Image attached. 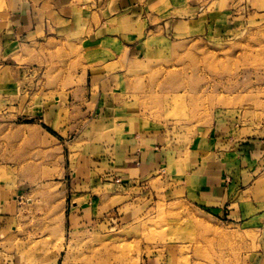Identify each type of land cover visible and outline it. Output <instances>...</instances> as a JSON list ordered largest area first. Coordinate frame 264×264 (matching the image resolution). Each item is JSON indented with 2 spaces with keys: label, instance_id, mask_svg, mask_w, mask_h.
<instances>
[{
  "label": "rangeland",
  "instance_id": "1",
  "mask_svg": "<svg viewBox=\"0 0 264 264\" xmlns=\"http://www.w3.org/2000/svg\"><path fill=\"white\" fill-rule=\"evenodd\" d=\"M10 1L0 0V13ZM183 4L184 33L167 38L150 33L148 52L139 60H128L116 41L82 44L72 35L41 46L0 43V186L13 190L19 201L18 226L0 237V249L19 264L258 260L264 160L232 202L238 208L233 217L183 199L177 179L162 172L96 186L95 224L67 223L66 174L86 165L106 167L102 159L109 149L102 143H113L118 123L142 119L167 128L173 142L186 148L203 147L217 123L234 135L264 132V0ZM101 74L114 81L115 116L102 124L67 107L50 124L47 107L55 96L73 94L77 102ZM203 156L204 162L214 158ZM108 192L113 197L105 199Z\"/></svg>",
  "mask_w": 264,
  "mask_h": 264
},
{
  "label": "crops",
  "instance_id": "2",
  "mask_svg": "<svg viewBox=\"0 0 264 264\" xmlns=\"http://www.w3.org/2000/svg\"><path fill=\"white\" fill-rule=\"evenodd\" d=\"M183 5V0H11L0 13V43L41 46L72 35L78 36L82 44L116 41L128 60H139L148 52L150 33L163 38L184 33ZM175 11L181 14L173 15ZM91 81L89 89L76 96L77 102L71 100L73 94L55 96L47 107L46 119L50 124L67 107L87 113L102 124L115 116L112 77L101 74ZM50 129L56 138L62 139L57 129ZM115 130L113 143H102L109 149L102 159L103 163L107 162L106 167L86 165L66 174L64 189L70 200L67 223L71 228L95 224L93 202L100 200L94 199L96 186L116 180L129 184L154 178L162 172L166 179H177L174 184L183 199L233 217L238 215V208L232 202L264 160V132L234 135L221 123L209 128L207 141L202 143L203 147L196 145V148L173 142L167 128L147 124L142 119H127L118 123ZM205 152L214 154V158L208 156L209 160L204 162ZM104 196L110 199L113 194L108 192ZM74 197L83 201H75ZM16 198L13 190L0 186V237L18 226ZM257 216L260 219L255 253L258 260L251 264H264V209ZM0 253L3 256L0 264H19L15 255L1 249Z\"/></svg>",
  "mask_w": 264,
  "mask_h": 264
},
{
  "label": "bare ground",
  "instance_id": "3",
  "mask_svg": "<svg viewBox=\"0 0 264 264\" xmlns=\"http://www.w3.org/2000/svg\"><path fill=\"white\" fill-rule=\"evenodd\" d=\"M175 97H176V96H175ZM175 97H174V98H175ZM178 99H181V98H178ZM174 100H176V99H174ZM167 101H168V99H167Z\"/></svg>",
  "mask_w": 264,
  "mask_h": 264
}]
</instances>
